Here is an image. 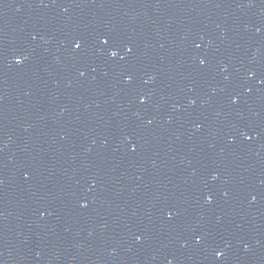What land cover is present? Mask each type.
I'll return each mask as SVG.
<instances>
[{
	"label": "water",
	"instance_id": "water-1",
	"mask_svg": "<svg viewBox=\"0 0 264 264\" xmlns=\"http://www.w3.org/2000/svg\"><path fill=\"white\" fill-rule=\"evenodd\" d=\"M0 264H264V0H0Z\"/></svg>",
	"mask_w": 264,
	"mask_h": 264
},
{
	"label": "snow or ice",
	"instance_id": "snow-or-ice-1",
	"mask_svg": "<svg viewBox=\"0 0 264 264\" xmlns=\"http://www.w3.org/2000/svg\"><path fill=\"white\" fill-rule=\"evenodd\" d=\"M105 43H107L106 40H105ZM76 47L79 48V47H80V44H77ZM129 51H131V49H129ZM19 59H21V58H19ZM19 59H18V60H19ZM209 199H211V198H209ZM169 215H171V213H169ZM197 239H200V238L197 237ZM218 255H222V253H218Z\"/></svg>",
	"mask_w": 264,
	"mask_h": 264
},
{
	"label": "clouds",
	"instance_id": "clouds-1",
	"mask_svg": "<svg viewBox=\"0 0 264 264\" xmlns=\"http://www.w3.org/2000/svg\"><path fill=\"white\" fill-rule=\"evenodd\" d=\"M17 59H19V57Z\"/></svg>",
	"mask_w": 264,
	"mask_h": 264
}]
</instances>
